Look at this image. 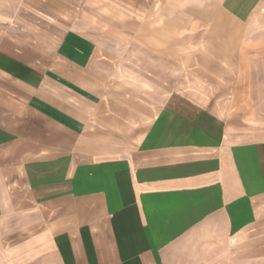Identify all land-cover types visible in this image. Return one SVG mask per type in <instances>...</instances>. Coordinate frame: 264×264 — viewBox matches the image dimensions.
<instances>
[{
  "label": "crops",
  "instance_id": "1",
  "mask_svg": "<svg viewBox=\"0 0 264 264\" xmlns=\"http://www.w3.org/2000/svg\"><path fill=\"white\" fill-rule=\"evenodd\" d=\"M0 256L264 264V0H0Z\"/></svg>",
  "mask_w": 264,
  "mask_h": 264
},
{
  "label": "rangeland",
  "instance_id": "2",
  "mask_svg": "<svg viewBox=\"0 0 264 264\" xmlns=\"http://www.w3.org/2000/svg\"><path fill=\"white\" fill-rule=\"evenodd\" d=\"M9 260V259H7ZM4 256H0V264H31L28 259L20 258V259H12V261H7Z\"/></svg>",
  "mask_w": 264,
  "mask_h": 264
}]
</instances>
